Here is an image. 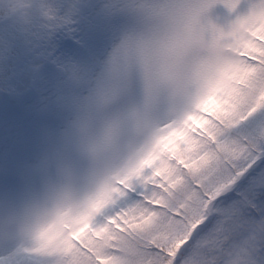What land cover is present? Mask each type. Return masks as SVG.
<instances>
[{
  "label": "snow or ice",
  "instance_id": "obj_1",
  "mask_svg": "<svg viewBox=\"0 0 264 264\" xmlns=\"http://www.w3.org/2000/svg\"><path fill=\"white\" fill-rule=\"evenodd\" d=\"M233 115L209 93L185 98L117 182L105 211L143 264H264V126Z\"/></svg>",
  "mask_w": 264,
  "mask_h": 264
},
{
  "label": "clouds",
  "instance_id": "obj_2",
  "mask_svg": "<svg viewBox=\"0 0 264 264\" xmlns=\"http://www.w3.org/2000/svg\"><path fill=\"white\" fill-rule=\"evenodd\" d=\"M238 0H125L134 23L69 122L71 151L46 157L37 183L0 201V230L24 235L68 206L85 201L149 124L192 93L203 92L236 62V43L220 39L213 10ZM264 15V3L259 7Z\"/></svg>",
  "mask_w": 264,
  "mask_h": 264
},
{
  "label": "rangeland",
  "instance_id": "obj_3",
  "mask_svg": "<svg viewBox=\"0 0 264 264\" xmlns=\"http://www.w3.org/2000/svg\"><path fill=\"white\" fill-rule=\"evenodd\" d=\"M17 2L20 6L31 5L30 9L37 13L32 0ZM262 3L264 0H238V7L231 11L222 4L213 10V15L219 17L223 28L220 39L225 43L237 44L233 49L236 62L206 90L185 98L205 93L217 95L240 68L247 66L246 59L249 57L245 53L253 54L256 47L252 46V38L247 33L249 29L263 28L264 15L259 14ZM124 4L125 0H68L63 13L71 21L83 20L86 34L84 43L81 36L74 38V47L67 48L70 58L65 59L62 66L48 60L41 61L39 56H35L18 79L14 97L6 100L0 96V201L16 199L26 188L37 183L40 179L37 165L42 169L47 164L46 157L61 156L71 151L67 134L69 122L82 109L90 90L100 80L111 53L134 23ZM9 6L7 2L6 8ZM43 63L52 67L46 74L40 72H45ZM80 63H85L83 69L75 71V65ZM38 87H46V90L41 91L39 99H31L37 95ZM160 118L162 116L149 124L147 132L117 165L105 173L102 183L85 201L61 209L37 223L34 230L27 234L17 235L0 230V262L24 251L26 245H31L32 249L35 244L49 248L54 244L61 246L69 237L62 224L75 220L74 216L81 212L96 220L98 204L113 196L117 179H121L140 156L152 128ZM95 243L102 249L106 246V241ZM69 247L75 249V245L71 247V242ZM39 251L43 253L46 249Z\"/></svg>",
  "mask_w": 264,
  "mask_h": 264
},
{
  "label": "trees",
  "instance_id": "obj_4",
  "mask_svg": "<svg viewBox=\"0 0 264 264\" xmlns=\"http://www.w3.org/2000/svg\"><path fill=\"white\" fill-rule=\"evenodd\" d=\"M39 1L43 9V18L50 21L42 26L45 23H41L43 18H39L37 20L38 33L33 36L34 30L29 29L25 23L22 11H20L21 7L18 9V4H16L14 9L9 11L0 0V39L5 41V44L0 46V52L7 49L6 56L0 55V90L4 88L14 90L19 75L36 54L35 48L44 51L47 43L51 42L55 45L58 41L57 33H66L75 26L62 12L68 0ZM82 31L81 28L78 33L81 35ZM254 31H257L256 35L264 41V26ZM39 38L42 39V43H39ZM254 43L261 44L258 41ZM24 44L31 46L29 54H27L29 48H23ZM61 50L63 55L68 53L64 49ZM252 56L255 63H250V67L244 68L243 73L238 72L244 75L239 77V83L231 94L228 95L227 89H223L225 92L215 97L220 101L222 108L234 114L232 119L235 123L247 121L244 127L264 126V47L259 45ZM83 66L84 64H81L80 70ZM261 130L264 131V128ZM75 218L77 219L70 223V232L76 241L86 247L84 254L78 252V247L72 240H67L59 247L56 245L50 248L39 246H35V249L27 248V256L21 254L11 259L12 264H42L43 259H39L40 255L46 257V264H63L61 261L64 256L68 257L71 264H116L117 258L123 260L125 264H143L142 258L133 248L121 246L123 233L116 228H110L107 240L101 236V241H106V246L102 249L93 241V236L86 231V227L91 222L82 216ZM70 242L71 247L75 245V249L69 247ZM131 244L136 246L135 241H131ZM211 244L212 241L208 240L205 241L204 246L209 247ZM39 249H46V252L40 253ZM67 250L69 252H66Z\"/></svg>",
  "mask_w": 264,
  "mask_h": 264
}]
</instances>
